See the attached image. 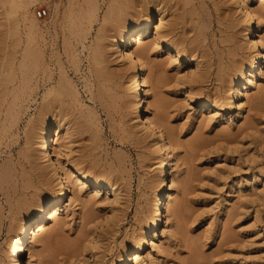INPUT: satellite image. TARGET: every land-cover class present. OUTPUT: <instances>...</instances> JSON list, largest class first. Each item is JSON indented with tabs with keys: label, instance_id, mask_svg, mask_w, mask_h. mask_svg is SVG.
Returning a JSON list of instances; mask_svg holds the SVG:
<instances>
[{
	"label": "rangeland",
	"instance_id": "374dc122",
	"mask_svg": "<svg viewBox=\"0 0 264 264\" xmlns=\"http://www.w3.org/2000/svg\"><path fill=\"white\" fill-rule=\"evenodd\" d=\"M218 1L168 3V15L179 16L172 38H183L186 48L188 44L197 47L194 55L200 61L201 73L206 72L203 81L192 83L185 78L194 67L168 61L163 50L151 48L143 58L148 83L154 84L143 87V94L150 102V113H156L170 138L168 177L174 173L181 182L173 193L177 224L158 250L148 247L143 253H151V264H264V180L258 175L264 173V55L261 81L243 100L246 110L239 122L220 123L222 118L230 120L236 115L234 107L216 113L199 106L210 96L226 106L229 90L223 80L251 53L243 42L246 25L238 10H228ZM113 3L0 0V97H4L0 118L13 95L23 93L26 73L29 87H33L17 136L0 138V169L6 166L10 173L3 182L0 180V264H6L12 252V225L26 217L32 201L52 193L51 176L40 175L25 158L24 130L44 90L60 77L71 82L79 98L78 102L54 103L71 127L69 154L74 161H82L80 167L86 173H110L111 181L121 187V205L112 208L102 193L87 200L83 191L75 201L69 193L65 204L71 198L70 213L60 215L54 224L49 222L43 237L34 241L33 264H91L90 255L82 250L88 244L83 236L88 230L99 235L97 253L102 264H112L119 251L133 247L147 223L158 192L153 180L155 155L151 139L143 131L139 134L144 138L138 140L128 130L135 121L129 114L127 95L130 70L109 56L102 65L106 67L102 69L104 76L98 79L88 59L94 41H111V26L117 17L134 12V0ZM109 4L118 7L115 12L119 14L112 19L113 25L109 19L110 26L106 22L104 28L101 18ZM92 6H96L95 17L88 24L85 12ZM253 7L262 11L264 20V5L256 1ZM39 8L49 12L44 19L34 16ZM25 15L33 19L34 33L42 29L43 41L37 34L30 40L25 38ZM106 26L111 30L106 31ZM101 29L105 34L98 31ZM261 35L264 37V30ZM25 48L31 55L30 70L18 67ZM187 86L193 89L194 98L188 95ZM65 141L59 139L60 143ZM163 215L168 221L166 211ZM27 258L25 252L23 263Z\"/></svg>",
	"mask_w": 264,
	"mask_h": 264
},
{
	"label": "bare ground",
	"instance_id": "6f19581e",
	"mask_svg": "<svg viewBox=\"0 0 264 264\" xmlns=\"http://www.w3.org/2000/svg\"><path fill=\"white\" fill-rule=\"evenodd\" d=\"M113 1L114 3L116 2V0ZM134 1L135 8L132 7L134 12L131 14L126 13V15H123L124 13L120 14L123 16L120 19L117 17L116 22L112 19H116L115 14L118 12L115 11L118 7L115 9L113 5H108L105 15L101 18L103 23H101L104 24L105 28L106 22L107 26H110L108 21L112 20V25V22H115L111 26L113 31L106 26V31L109 29L111 30L110 32H114L112 38L111 35L107 34L111 38V41H108V44H106L107 42L102 44V42L95 43L94 41V46L92 44L93 47H91L93 49H91L88 57L92 68L94 67L95 76L98 79L104 76L103 70L106 67H102V65L108 60L109 56H115L119 62L128 67L130 70L129 85L127 87L129 114L132 116L131 119L135 120L128 125V130L131 132V136L138 140L144 138L139 134V131H143L144 135L151 139L155 155L153 180L158 186V192L154 196L152 208L150 206L147 223L142 228L135 244L133 243V247L129 248L127 246L119 251L112 264H151V261H153L150 256L151 253L143 256L145 249L151 247L152 250H158L161 242L171 235V229L177 224L178 208L174 206L173 193L181 182L178 177L174 176V173H172V178L168 177V167L172 161L170 138L168 137L169 134L167 135L168 130L166 132V129L159 125V118L157 115L155 117L156 113L154 115L150 113V102H148L147 95L143 94V87L146 85L153 87L154 85L153 82L148 83L143 58L151 48H156L158 51L163 50L168 61L174 60L178 64L184 63L188 67H194L193 72L190 70L185 76L192 83L201 82L206 77V72L201 73V64L198 56L194 55L197 47L188 44L186 48L187 45L183 38H172L177 30L179 18L178 15H168L170 8L168 3L172 0ZM256 1L260 6L264 5V0L218 1L219 4L228 10L231 8L238 10L242 21L246 25L243 42L245 47L251 51L249 58L240 63L234 72L228 74L223 80L226 88L229 90L225 107L217 104L215 98L211 96L199 102L200 110L206 109L216 113L228 111L233 107L236 108V115L230 120L222 118L220 121L222 124H228L231 121L239 122L243 118L246 110V103L243 100L247 99L246 95L249 89L254 85H258L261 81L262 73L260 65L264 55V37L261 33L264 30V20L261 19L263 16L262 11L256 10L253 7V3ZM177 2L178 0H175V3ZM27 3L25 2L26 5ZM27 10L28 8L26 12ZM95 12L96 6H92L90 10L85 12L88 24L95 17ZM168 16H172V18L169 17L167 19ZM23 20L27 22L25 38L30 40L32 34H37L40 40L43 41L42 29L36 30V33H34L35 25L33 24V19L25 15ZM98 31L102 34L106 32L102 29ZM98 38L100 39L99 36ZM98 38L96 37L95 40ZM99 39L98 41L102 37ZM30 56L29 49L25 48L18 65L19 69H27L28 65H30ZM36 62L38 63L39 61L36 60ZM28 68L30 70V66ZM45 69L48 70L47 67ZM24 77L23 93L17 96L13 95L12 100L4 110V116L0 118V138H12L13 136L15 138L17 136L16 131L21 115L29 108L33 87H29L27 73ZM187 89L188 95L194 98L193 89L190 86H187ZM66 100L67 102H78V92L70 81L60 77L53 84H49L44 90L39 105L35 107L34 114L28 118L25 125L24 145L27 146L26 148L24 147L25 158L28 159L33 169L39 171L40 175H46L47 173L51 176L52 193L43 195L41 198L37 196L39 200L36 202L32 201V204L30 203L31 207L28 208L26 217L12 225V252L6 264H33L31 259L34 254V241L39 240L42 234L45 233L49 222L54 224L59 220L60 215L68 216L70 213L71 198L68 200V205L65 204L69 193L74 198V201L80 199L83 191L84 197H87V200L95 199L99 193H102L104 200L112 208L116 209L121 205V187L111 181L110 173L100 172L97 175H91L81 169L80 164L82 161H74L71 158L68 151V138L71 135L69 132L71 127L63 119L64 113L59 111L61 108L55 110L56 107L54 106L55 102L64 103ZM3 101L4 97L2 95L0 97V104ZM151 104L155 105L156 101H151ZM59 139L67 141L60 143ZM91 168L89 166L88 170H91ZM8 174L10 175L8 167L4 166L0 169L1 182L9 176ZM258 175L259 177L262 176L264 180L263 172H258ZM164 211L170 217L168 221L163 220ZM161 227L163 228L160 231ZM83 236L84 241H87L88 244L87 246H83L82 250L87 251L88 255H90V259H92L91 264H102L101 258L97 253L99 249V235L88 230L84 232ZM25 252H28V258L23 263Z\"/></svg>",
	"mask_w": 264,
	"mask_h": 264
},
{
	"label": "built area",
	"instance_id": "2783aa9c",
	"mask_svg": "<svg viewBox=\"0 0 264 264\" xmlns=\"http://www.w3.org/2000/svg\"><path fill=\"white\" fill-rule=\"evenodd\" d=\"M48 10L46 8H39L34 12V16L37 19H44L48 15Z\"/></svg>",
	"mask_w": 264,
	"mask_h": 264
},
{
	"label": "snow or ice",
	"instance_id": "6c2138e0",
	"mask_svg": "<svg viewBox=\"0 0 264 264\" xmlns=\"http://www.w3.org/2000/svg\"><path fill=\"white\" fill-rule=\"evenodd\" d=\"M173 63H175V61H173Z\"/></svg>",
	"mask_w": 264,
	"mask_h": 264
}]
</instances>
